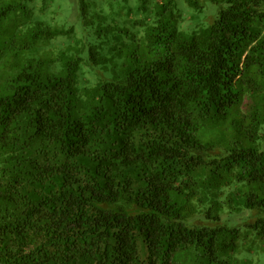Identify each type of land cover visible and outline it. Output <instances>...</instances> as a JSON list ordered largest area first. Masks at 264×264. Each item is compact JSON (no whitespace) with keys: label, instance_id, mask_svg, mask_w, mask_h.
Instances as JSON below:
<instances>
[{"label":"trees","instance_id":"16d2710c","mask_svg":"<svg viewBox=\"0 0 264 264\" xmlns=\"http://www.w3.org/2000/svg\"><path fill=\"white\" fill-rule=\"evenodd\" d=\"M34 1L0 0V264H264V0Z\"/></svg>","mask_w":264,"mask_h":264},{"label":"rangeland","instance_id":"374dc122","mask_svg":"<svg viewBox=\"0 0 264 264\" xmlns=\"http://www.w3.org/2000/svg\"><path fill=\"white\" fill-rule=\"evenodd\" d=\"M84 1L88 5V16L93 19H91L92 27L100 24L118 23L126 16L125 1L123 0H36L34 3H31V7L35 12L36 21H42L45 24L53 26L64 25L69 27L74 25L77 30L81 31L84 24L81 3ZM178 6L182 17L186 18V20H190L196 14L203 18L205 15L210 14L213 8L212 4H208L205 13L198 14L196 11L188 8L184 0H178ZM245 215V212L241 215L234 214L231 218L239 220Z\"/></svg>","mask_w":264,"mask_h":264}]
</instances>
